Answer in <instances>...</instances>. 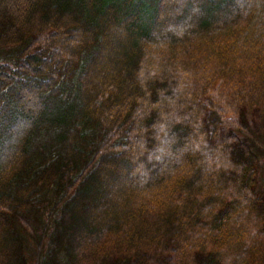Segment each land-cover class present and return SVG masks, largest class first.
I'll list each match as a JSON object with an SVG mask.
<instances>
[{"label": "trees", "instance_id": "obj_1", "mask_svg": "<svg viewBox=\"0 0 264 264\" xmlns=\"http://www.w3.org/2000/svg\"><path fill=\"white\" fill-rule=\"evenodd\" d=\"M262 163L264 0H0V264H264Z\"/></svg>", "mask_w": 264, "mask_h": 264}, {"label": "rangeland", "instance_id": "obj_2", "mask_svg": "<svg viewBox=\"0 0 264 264\" xmlns=\"http://www.w3.org/2000/svg\"><path fill=\"white\" fill-rule=\"evenodd\" d=\"M260 176H261V181L264 182V163L261 164L260 166ZM260 185L262 184L260 181H259Z\"/></svg>", "mask_w": 264, "mask_h": 264}]
</instances>
